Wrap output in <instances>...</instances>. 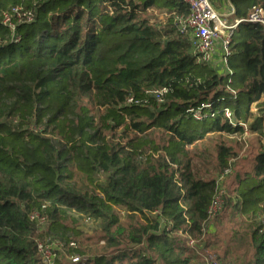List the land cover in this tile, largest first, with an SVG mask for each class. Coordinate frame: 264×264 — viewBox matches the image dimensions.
<instances>
[{
    "label": "trees",
    "instance_id": "16d2710c",
    "mask_svg": "<svg viewBox=\"0 0 264 264\" xmlns=\"http://www.w3.org/2000/svg\"><path fill=\"white\" fill-rule=\"evenodd\" d=\"M230 1L236 17L264 8ZM174 13L189 9L180 0H0V264H42L40 238L63 242L81 257L73 264H207L188 236L224 248L227 263L264 264V27L234 31L221 71L197 61ZM243 124L260 146L208 220L220 176L201 175L189 148L244 133ZM219 148L221 173L231 168L225 184L234 153ZM34 212L47 221L41 234ZM222 214L227 243L213 224ZM80 219L98 222L104 245H77ZM55 264L67 263L58 253Z\"/></svg>",
    "mask_w": 264,
    "mask_h": 264
},
{
    "label": "built area",
    "instance_id": "2783aa9c",
    "mask_svg": "<svg viewBox=\"0 0 264 264\" xmlns=\"http://www.w3.org/2000/svg\"><path fill=\"white\" fill-rule=\"evenodd\" d=\"M189 9L188 15H181L174 13V23L177 32L182 35H188L191 39L194 54L197 56V61L200 63H210L219 53L221 54V61L225 68L228 65V59L231 55V39L233 33L242 23H259L264 27V8L253 7L252 11L246 17H236L231 22L224 17L221 12L216 8L215 0H180ZM151 11V10H149ZM17 12V11H16ZM157 17L169 18L170 14L154 11ZM152 12V13H154ZM158 12V13H157ZM166 16V17H164ZM7 17L5 23L11 27L13 25L9 22ZM216 60V59H215ZM228 69V68H227ZM163 91L156 94L158 100H161ZM129 99L128 102H131ZM194 116L201 119V111L199 109L190 110ZM226 117L232 121V114L230 110L226 109ZM234 124V123H233ZM235 125V124H234ZM244 125V124H243ZM245 131L247 126L244 125ZM231 172V168H226L218 178L219 188L210 204L208 210V220L216 217L221 212L224 206V195L226 190L220 187V182ZM31 219L36 221L37 224L46 225V218L40 216L39 213L34 212L31 214ZM206 225H203L205 228ZM58 242L52 244L37 242V251L41 257L42 264H55L59 246ZM199 240L190 236L187 239V245L192 247L198 255H200L207 264H220L213 254L198 246ZM74 245V243H72ZM79 256L73 257L74 263L79 262Z\"/></svg>",
    "mask_w": 264,
    "mask_h": 264
},
{
    "label": "rangeland",
    "instance_id": "374dc122",
    "mask_svg": "<svg viewBox=\"0 0 264 264\" xmlns=\"http://www.w3.org/2000/svg\"><path fill=\"white\" fill-rule=\"evenodd\" d=\"M224 1L226 8L222 10L221 13L224 17L227 18L229 22H231V19L235 17V10L230 0H224ZM218 2L220 1L215 0V5L217 9L223 7L222 5L220 7ZM147 13L152 17H156L155 12L152 13V11H148ZM159 18H161V20L166 19L162 17ZM217 57L219 59L215 58L218 60L215 61L214 59L212 62L209 63V65L219 68L222 71L225 69V66L221 61V54L219 53ZM84 103L87 104L89 107H93L91 104H89L87 100H85ZM152 137L156 139V142L158 144H161L163 138L160 133L156 132L153 134ZM221 145L231 148L234 153V156L230 157L228 161L229 163L228 165H230L233 168L234 174L226 179L227 182L225 184L220 183L221 188L228 189L229 185L234 181L237 173L244 172L252 167V160L254 154L256 153L257 149L260 146V140L257 134L250 132L249 130H246L244 133H238V134H228V133L208 134L204 140L200 141L195 146L189 148L190 155L193 158V162L196 170H198L201 175H204L205 178H217L222 174L221 170L223 169V167L220 166L218 159L219 157L218 153L220 149L219 146ZM213 224L217 225V228L220 230L219 231L220 237L224 238L225 243H227L228 239L226 240V235L229 236L228 233L230 232V229L232 227L230 223V217L224 216V214H222L220 217L217 218V220L214 221ZM46 227H47L46 225L39 224L38 225L39 229L37 230L38 234H41V232H43L46 229ZM76 228L81 233L78 237V240H76L77 245L79 244V247L82 246V244L96 245L97 242H98V246L104 245V241L100 240L101 234L99 232L98 222L96 223L93 221L80 219V222L76 225ZM210 235L208 234L207 236ZM38 241L49 244L58 242L59 246L57 247V249L59 253V258L64 263L67 264L74 263L73 257H75L76 255L75 256L69 255L66 249L67 247L65 248L63 242L51 238H45L43 240L40 238L38 239ZM206 243H207L206 241L202 243L203 245L202 248L210 251L213 254V257L220 264H231V263H227L224 260L225 259L223 253L224 248L213 247V246L206 247L205 246Z\"/></svg>",
    "mask_w": 264,
    "mask_h": 264
},
{
    "label": "crops",
    "instance_id": "0c3cea01",
    "mask_svg": "<svg viewBox=\"0 0 264 264\" xmlns=\"http://www.w3.org/2000/svg\"><path fill=\"white\" fill-rule=\"evenodd\" d=\"M220 2H218L219 3V6L221 7V5L223 6V7H221V8H219L218 10L220 11V12H222V10H224L225 8H226V6H225V1L224 0H219ZM233 6V5H232ZM222 14V13H221ZM224 14V13H223ZM236 18V16L234 17V18H232L231 19V21L233 20V19H235ZM219 59V58H218ZM218 59H216L215 61H217Z\"/></svg>",
    "mask_w": 264,
    "mask_h": 264
}]
</instances>
